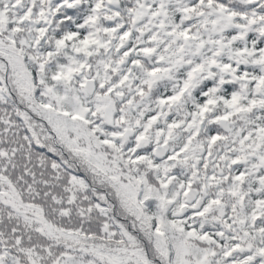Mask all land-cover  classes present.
I'll return each instance as SVG.
<instances>
[{
  "label": "snow or ice",
  "instance_id": "6c2138e0",
  "mask_svg": "<svg viewBox=\"0 0 264 264\" xmlns=\"http://www.w3.org/2000/svg\"><path fill=\"white\" fill-rule=\"evenodd\" d=\"M0 264H264V0H0Z\"/></svg>",
  "mask_w": 264,
  "mask_h": 264
}]
</instances>
